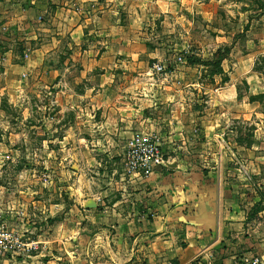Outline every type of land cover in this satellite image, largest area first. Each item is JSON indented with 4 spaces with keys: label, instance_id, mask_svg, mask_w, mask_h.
Wrapping results in <instances>:
<instances>
[{
    "label": "rangeland",
    "instance_id": "rangeland-1",
    "mask_svg": "<svg viewBox=\"0 0 264 264\" xmlns=\"http://www.w3.org/2000/svg\"><path fill=\"white\" fill-rule=\"evenodd\" d=\"M242 1L248 5L243 15L227 11L232 0H223L227 9L217 4L216 13L214 0H153L138 10L135 0H93L95 9L73 2L69 9L89 21L78 37L59 30L55 13L41 29L40 15L30 29L0 21V264H65L76 249L72 240L87 228L83 204L121 173L119 153H105L121 151V144L114 142L112 126L101 124L114 114L102 104L119 111L151 98L143 115L154 122L174 114L177 104L154 90L182 92L198 106V90L228 85L237 53L263 51L257 38L264 1ZM203 3L210 15L200 13ZM247 21L252 26L245 27ZM248 38H254L249 48ZM254 71L264 74V55ZM242 83L239 99L241 90H249ZM262 96L255 101L264 103ZM245 129L247 146L255 147L250 136L256 127L237 132ZM179 138L168 143L170 152L189 153L201 167L216 165L208 154L213 144L205 148L193 137L185 150Z\"/></svg>",
    "mask_w": 264,
    "mask_h": 264
},
{
    "label": "crops",
    "instance_id": "crops-1",
    "mask_svg": "<svg viewBox=\"0 0 264 264\" xmlns=\"http://www.w3.org/2000/svg\"><path fill=\"white\" fill-rule=\"evenodd\" d=\"M152 1L135 0L136 10ZM73 2L95 7L93 0H0V21L6 19L8 24L30 29L31 24L40 23L34 15H40L41 29L46 17L55 13L59 30L67 29L78 37L89 21H82L69 9ZM213 3L214 13L218 12L217 4H221L220 9L228 7L223 0ZM203 4L200 13L210 15V7ZM242 7L248 5L232 0L227 11L243 15ZM67 12L69 20L65 18ZM261 23L264 26V20ZM249 25L252 26L247 21L245 27ZM262 31L257 42L263 51L258 55L252 51L237 53L231 59L235 67L228 85L224 90H198V106L188 103L191 98L186 94L183 98L182 92L154 90L155 96L177 99V104L174 114L161 115L150 122L143 110L152 103L151 98L128 103L119 111L102 104L105 111L112 109L114 114L108 119L102 117L101 124L108 129L112 126L114 142L121 144V151L108 149L105 153H119L121 173L109 186L95 189L96 208H85L90 201L83 204L87 228L72 240L76 249L68 253L65 264H234L251 258L264 261V103L247 98L264 95V74L254 71L257 57L264 55ZM253 39H246L248 48ZM243 81L249 90H241L245 91L244 97L239 99L237 88ZM248 125L256 127L250 136L257 143L255 147L247 146L246 129L242 135L237 132ZM140 132L158 133L168 160L167 167L157 169L147 179L124 175L127 144ZM177 137L184 146L180 149L185 150L194 144L193 137L201 138L198 145L205 148L213 144L214 152L208 154L216 165L201 167L189 153L170 152L168 143ZM104 141L111 143L112 137ZM232 158L242 163L236 166ZM250 175L254 181L247 182L246 176Z\"/></svg>",
    "mask_w": 264,
    "mask_h": 264
},
{
    "label": "built area",
    "instance_id": "built-area-1",
    "mask_svg": "<svg viewBox=\"0 0 264 264\" xmlns=\"http://www.w3.org/2000/svg\"><path fill=\"white\" fill-rule=\"evenodd\" d=\"M162 71L161 66L156 67ZM162 139L156 132H140L133 136L123 158L124 175L147 179L162 167H167ZM234 264H264L260 258L237 261Z\"/></svg>",
    "mask_w": 264,
    "mask_h": 264
},
{
    "label": "water",
    "instance_id": "water-1",
    "mask_svg": "<svg viewBox=\"0 0 264 264\" xmlns=\"http://www.w3.org/2000/svg\"><path fill=\"white\" fill-rule=\"evenodd\" d=\"M96 207H97V205L94 203V201H90V202L85 206L86 209H94V208H96Z\"/></svg>",
    "mask_w": 264,
    "mask_h": 264
},
{
    "label": "trees",
    "instance_id": "trees-1",
    "mask_svg": "<svg viewBox=\"0 0 264 264\" xmlns=\"http://www.w3.org/2000/svg\"><path fill=\"white\" fill-rule=\"evenodd\" d=\"M227 52H228V51H227ZM192 62H193V61H192ZM261 97H263V96H262V95H261V96L259 95V96H256V97H255V96H254V97H251V98H250V101H255V100H257L258 98H261ZM50 221L52 222L53 220H50Z\"/></svg>",
    "mask_w": 264,
    "mask_h": 264
}]
</instances>
